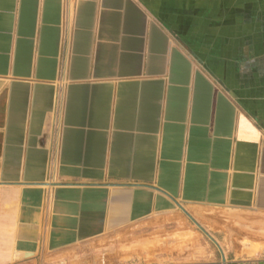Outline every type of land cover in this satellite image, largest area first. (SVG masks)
Wrapping results in <instances>:
<instances>
[{
	"label": "crops",
	"instance_id": "crops-1",
	"mask_svg": "<svg viewBox=\"0 0 264 264\" xmlns=\"http://www.w3.org/2000/svg\"><path fill=\"white\" fill-rule=\"evenodd\" d=\"M263 72L264 0H0V264H264L171 236L264 213Z\"/></svg>",
	"mask_w": 264,
	"mask_h": 264
},
{
	"label": "rangeland",
	"instance_id": "rangeland-1",
	"mask_svg": "<svg viewBox=\"0 0 264 264\" xmlns=\"http://www.w3.org/2000/svg\"><path fill=\"white\" fill-rule=\"evenodd\" d=\"M226 42L231 45L226 49L233 51L237 48L233 45L234 41L226 40ZM236 73L234 71L221 72L219 74L221 82L231 94L244 95L241 88V94L235 90ZM195 213L196 219L191 222L189 231L172 232L171 236L175 243L174 238L182 240L180 243L178 241L176 246L173 247L175 250H181L183 246L189 245L195 257L212 256L215 261H219L221 257L236 258L237 260L240 258L264 259V213L214 207H199ZM175 223L180 227H183L184 224L183 219H178ZM140 227L135 226L133 230L129 231L130 245L128 246H130V249L128 251V246L121 248L119 239H110L107 244L111 251L119 249L122 252L127 251V254L131 256L133 254L141 255L146 250L148 252V262L153 260L154 252H164L165 249L161 247V242L165 239L164 236H160L155 243L145 245H138V239L132 237L145 229H153L154 227L169 229L174 226H163L159 223L156 226ZM175 250H173V253L177 252Z\"/></svg>",
	"mask_w": 264,
	"mask_h": 264
},
{
	"label": "bare ground",
	"instance_id": "bare-ground-1",
	"mask_svg": "<svg viewBox=\"0 0 264 264\" xmlns=\"http://www.w3.org/2000/svg\"><path fill=\"white\" fill-rule=\"evenodd\" d=\"M179 223H181V222H179Z\"/></svg>",
	"mask_w": 264,
	"mask_h": 264
}]
</instances>
